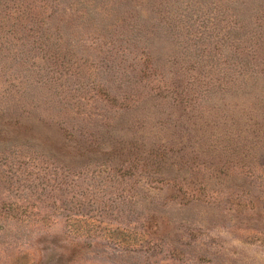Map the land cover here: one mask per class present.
Here are the masks:
<instances>
[{
	"label": "rangeland",
	"instance_id": "1",
	"mask_svg": "<svg viewBox=\"0 0 264 264\" xmlns=\"http://www.w3.org/2000/svg\"><path fill=\"white\" fill-rule=\"evenodd\" d=\"M5 1L0 264H264V1Z\"/></svg>",
	"mask_w": 264,
	"mask_h": 264
},
{
	"label": "trees",
	"instance_id": "2",
	"mask_svg": "<svg viewBox=\"0 0 264 264\" xmlns=\"http://www.w3.org/2000/svg\"><path fill=\"white\" fill-rule=\"evenodd\" d=\"M7 1H11V0H7ZM225 1H227V2H220V5L224 6L225 8L228 6H231L234 9H235V5H236L237 10H240L242 6L249 5V2H250L249 0H225ZM22 7H23V9H22ZM235 11H236V9H235ZM26 12H27V7L23 6V4H22V6H20V4L14 3V6L11 8V6H8L6 4L5 0H0V27H9V26L19 25L20 22L23 21V17H20V16L24 15ZM236 14H237V11H236ZM250 17H251L252 21H254V23L251 22L252 23L251 28L255 32H253V33L250 32L248 35L244 31V25L243 24H241L240 22L238 23L236 18H235V21L233 22L235 33L241 32V36L237 37V40H234L235 44L233 47L234 55H236L237 57L236 56L235 57L238 58V59H236V63L239 66L235 67L236 70L238 69V71L241 67H244V66H240L241 64H247V63L249 64L250 60L253 61V59L255 58V54L258 53L256 46L258 45L259 40L262 39L261 37H264V31H263V28H264V8H262V6L261 7L258 6L257 8H255V10L250 9ZM226 22H227V28H229L230 27L229 26V24H230L229 20H226ZM258 27H259V29L261 28V30H259L260 32L257 31ZM259 57H260V55H259ZM260 65L262 67L256 69L257 72H252V74H257L258 72H264V61L262 60V58H261ZM258 74H260V73H258ZM165 87L162 86V89H164ZM219 87H221V86H219ZM168 88L172 89L171 92L175 93V90H176L175 87L169 86ZM154 89H155V87L152 88V90H154ZM184 96H182V97H181V95L180 96H177V95L171 96L170 97V99L172 100L171 104L175 105V106L180 105L176 102L183 101V99H185ZM152 97H153V94H152ZM168 152H169V150L166 147H164V145L163 146L157 145L155 148V153L152 155V158L150 159V161L152 162L155 158L159 157L160 160L157 163V166H158L159 164L163 163L164 160H166V158L168 157L166 153H168ZM151 164H153V163H151ZM163 164L165 165L166 162H164Z\"/></svg>",
	"mask_w": 264,
	"mask_h": 264
}]
</instances>
